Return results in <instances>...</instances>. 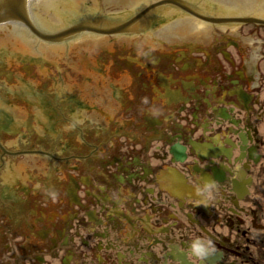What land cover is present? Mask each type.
<instances>
[{"label": "flooded vegetation", "instance_id": "af4514ba", "mask_svg": "<svg viewBox=\"0 0 264 264\" xmlns=\"http://www.w3.org/2000/svg\"><path fill=\"white\" fill-rule=\"evenodd\" d=\"M117 1L0 24V264H264V11Z\"/></svg>", "mask_w": 264, "mask_h": 264}, {"label": "water", "instance_id": "95a60500", "mask_svg": "<svg viewBox=\"0 0 264 264\" xmlns=\"http://www.w3.org/2000/svg\"><path fill=\"white\" fill-rule=\"evenodd\" d=\"M55 1V0H54ZM53 0H0V24H21L23 26H26L29 28V30L35 34H37L39 37H41L44 40H50L54 41L55 38L58 37L60 39V36L66 35L65 33H73L77 32L78 30H81V27L75 26L71 28L68 31H64L61 33H58L57 36L54 38V35H45L43 32L39 31L36 28V25L34 23L33 18L35 16H39L41 12L47 13L48 9L51 7V5H54ZM111 2H118L117 0H106ZM139 0H127L128 3H132V5H135L138 3ZM216 1V0H213ZM218 2H222V6L225 8H251L256 5H262L264 7V0H217ZM58 2V1H57ZM176 3L179 4L176 0H160L158 4L163 3ZM199 2V1H197ZM215 3V2H214ZM182 6V5H181ZM183 8L189 9L187 7ZM214 8H217V5L214 6ZM193 14L197 15L195 12ZM199 17H202L200 15H197ZM57 15H55L54 18H56ZM192 22V25H201L199 21L190 20Z\"/></svg>", "mask_w": 264, "mask_h": 264}]
</instances>
